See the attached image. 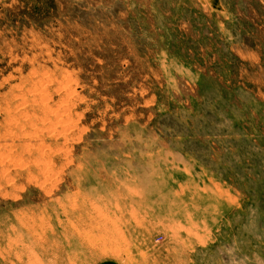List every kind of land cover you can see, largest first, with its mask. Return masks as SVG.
<instances>
[{
  "label": "rangeland",
  "instance_id": "obj_1",
  "mask_svg": "<svg viewBox=\"0 0 264 264\" xmlns=\"http://www.w3.org/2000/svg\"><path fill=\"white\" fill-rule=\"evenodd\" d=\"M0 264H264V0H0Z\"/></svg>",
  "mask_w": 264,
  "mask_h": 264
}]
</instances>
